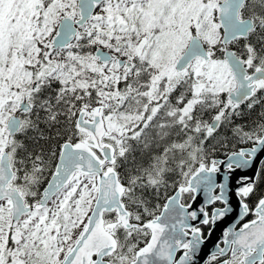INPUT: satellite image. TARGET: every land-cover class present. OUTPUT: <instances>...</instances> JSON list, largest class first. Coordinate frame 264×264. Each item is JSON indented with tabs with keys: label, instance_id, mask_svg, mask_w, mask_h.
<instances>
[{
	"label": "snow or ice",
	"instance_id": "obj_1",
	"mask_svg": "<svg viewBox=\"0 0 264 264\" xmlns=\"http://www.w3.org/2000/svg\"><path fill=\"white\" fill-rule=\"evenodd\" d=\"M261 156L264 0H0V264H264Z\"/></svg>",
	"mask_w": 264,
	"mask_h": 264
},
{
	"label": "water",
	"instance_id": "obj_2",
	"mask_svg": "<svg viewBox=\"0 0 264 264\" xmlns=\"http://www.w3.org/2000/svg\"><path fill=\"white\" fill-rule=\"evenodd\" d=\"M260 160L264 161V156L260 157ZM263 164H257L256 168L250 170L247 172L248 175H253L254 172L259 169ZM244 173H237L236 175H242ZM197 204L200 203L199 200H197L196 202ZM234 217H235V213H233L231 216H229L226 220L219 222L216 226H215V230L212 232V235L210 237V239L208 240V242L206 243V245L204 246V250L201 253V258H206L207 254L209 253V251L213 248V245L217 242V240L221 237L222 234V230L225 229L226 227H228L231 223L234 222Z\"/></svg>",
	"mask_w": 264,
	"mask_h": 264
},
{
	"label": "trees",
	"instance_id": "obj_3",
	"mask_svg": "<svg viewBox=\"0 0 264 264\" xmlns=\"http://www.w3.org/2000/svg\"><path fill=\"white\" fill-rule=\"evenodd\" d=\"M230 150V149H229ZM222 155V154H221ZM262 167H264V164L262 165ZM204 231L207 233L208 232V228H204Z\"/></svg>",
	"mask_w": 264,
	"mask_h": 264
},
{
	"label": "flooded vegetation",
	"instance_id": "obj_4",
	"mask_svg": "<svg viewBox=\"0 0 264 264\" xmlns=\"http://www.w3.org/2000/svg\"><path fill=\"white\" fill-rule=\"evenodd\" d=\"M205 228H207V227H205Z\"/></svg>",
	"mask_w": 264,
	"mask_h": 264
}]
</instances>
